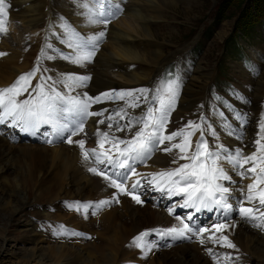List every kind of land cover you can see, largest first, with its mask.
I'll use <instances>...</instances> for the list:
<instances>
[{"label": "snow or ice", "instance_id": "6c2138e0", "mask_svg": "<svg viewBox=\"0 0 264 264\" xmlns=\"http://www.w3.org/2000/svg\"><path fill=\"white\" fill-rule=\"evenodd\" d=\"M95 2L101 6V10L90 16L89 22L104 25V28L89 36H82L79 32L69 33L67 47L74 49L77 54L73 55L71 51H61L59 55L64 61L77 66L93 62L99 50V43L106 37L107 25L123 11L111 0H107L106 11L104 10L106 0H95ZM9 7L7 0H0V26L7 23ZM0 31H6V28L0 27ZM0 55H5V53H0ZM56 58L55 55L47 57L48 60ZM39 71L38 65L31 71L19 75L11 86L0 88V126L16 129L32 136H43L45 142L49 144L62 141L69 145H78L84 160L94 158L96 165L102 166L90 167L88 171L102 177L108 187L116 190L111 200L100 199L86 203L64 202L68 208L75 205L76 211L83 207L87 212L91 208H102L113 202L118 203V197L121 194L131 196V199L140 205L146 202L143 197L147 191L159 192L162 197L168 199L183 197L181 203L174 202L173 205L167 207L169 214L174 215L181 226L174 225L144 231L134 238L136 247L143 250L145 258L153 248L158 247L151 240L145 242V237L152 233H157L161 239H191L193 236L209 232L210 229H215L216 233H223L230 227L226 221L233 212L253 223L258 219H264V213H261L259 217L254 215V212L259 209L245 207L242 199L232 197L230 188L223 182L234 184L236 181L218 163L222 159L230 162L241 179L254 176V182L247 185L246 199L249 202L258 200V204L264 207V188L259 187V185H264V115L257 121L258 127L251 145L253 150L246 154L245 149L248 146L243 144L232 148L219 143L210 146L203 126L207 122L205 116L199 117L200 123L188 121L186 127L167 132L170 115L175 110L183 87L182 77L179 74H176L174 78L169 77L165 83L154 90L147 87L120 89L105 91L93 96L87 91L65 95L57 91L55 86L47 84V81L52 79L51 76L41 75L39 81L33 86L32 79ZM64 75L71 81L65 85L69 92L86 87L91 80L88 74ZM153 91L154 95H150ZM25 94L27 98L19 99ZM234 98L243 100L236 94ZM105 101H125L127 108H143L144 110L140 115L129 114L125 107H120L115 111H110L108 108L98 111L90 110L94 104ZM106 112L109 115L105 118ZM90 117H101L96 121L95 135L98 137L97 144L102 151H97L96 148L85 150V139H73L85 132V124ZM117 117L120 119L117 120ZM223 117L224 113L221 112V118ZM234 119L239 124L240 131L230 126L227 134L243 141L244 137L241 133L248 123L247 113L237 112L234 114ZM106 120L109 130L115 125V132L130 133V138H120L115 133L110 135L109 131L101 132L100 125L105 124ZM121 120L125 122L121 123ZM197 132L200 136L193 144L192 137ZM208 132L214 139H219L211 125H209ZM173 141L178 142L173 143ZM106 142L111 144V148H105ZM174 149L179 150V159L188 162L180 164L175 169L158 173L141 174L137 172V165L145 163L154 152L163 150L166 153H172ZM177 162L173 160V163ZM133 176H139L140 179H136L129 188L127 184ZM241 192L243 193V189ZM230 200H234L235 205L230 203ZM177 208L185 210L183 215L176 213ZM188 209L192 211H187ZM202 211L213 213L214 219L209 224L201 225L194 218ZM256 226L264 225L257 223ZM60 227L63 228V225ZM60 234L81 235L74 231ZM200 242L204 243L203 240ZM213 242L228 249L237 248L228 235H221L218 239H213ZM207 251L212 254L211 248Z\"/></svg>", "mask_w": 264, "mask_h": 264}, {"label": "rangeland", "instance_id": "374dc122", "mask_svg": "<svg viewBox=\"0 0 264 264\" xmlns=\"http://www.w3.org/2000/svg\"><path fill=\"white\" fill-rule=\"evenodd\" d=\"M41 1L43 2L44 0ZM167 1L172 2L174 5L158 4L156 0L154 2H149L151 4L147 3L145 0H141V2L136 0L135 2H139L138 6H141L140 8L145 10H143L142 14H148V16L155 18L160 17L158 20H150L148 22L150 23L148 28L156 37L152 42L157 44L161 42L159 44L162 47L161 51L164 56L168 58V62L162 67L157 76V69L154 65L151 68L142 67L138 70L140 73L148 72L149 70L150 72L148 75L150 78L156 76L153 82L149 83V80L141 79L140 83H129V85L125 84V86L128 87L118 88L136 89L147 87L154 90L165 83L169 77L174 78L176 74H179L182 77L183 87L180 91L175 110L170 115V122L167 125V130L170 132L186 127L188 121H194L195 115L202 107L201 97L205 95L203 92L207 89L209 91L210 84L215 82L211 89L209 101L206 105L207 122L205 123V136L208 139L210 146L218 143L220 144L218 139H214L209 134L208 128L209 125L213 127L216 126L215 124L220 123L225 126L231 125L230 121L232 120V117H230V111L235 109L232 111L235 113L236 111H239V109L242 110L241 105H247L248 100H251L256 104L260 117L264 115V6L254 13L251 12V15L247 14L246 17L250 16V18L247 21L248 23H246V20L243 21L244 19L238 21L239 16L245 10L249 11L255 4L256 0ZM128 2L129 0H118L120 6L124 3L127 5ZM65 3L66 2L63 3V0L48 1L49 7L52 9L51 12H54L52 18H62L65 12L69 11L68 9L66 11L61 10L60 7H63ZM88 3L89 4L85 3L84 6L97 10L98 12L100 11L95 1H90ZM70 9L73 10L72 8ZM46 12L47 7L44 8V14H46ZM75 16L76 14L74 12L73 19L79 18ZM52 18H50V21ZM21 19L22 17L19 16V18L14 19L9 23V26H11L13 30L11 31V34L8 32V27H6L7 29L4 31V34L0 35V40L6 36L5 40H2V42L8 46L9 50L13 51V53L1 51V53H5V55H0V62L3 61L5 64L2 68H15V73L11 75L16 78L24 71L29 72L39 65L40 71L37 72L36 76L32 79V85L34 86V82L39 81L40 75L51 76L52 79L47 81V84L53 85L57 90H60L57 84L60 81H64L52 72V69L47 63L49 60L44 58V56L42 60L34 58V52L37 45H31L34 43L38 44L40 34L43 31L44 15L40 18L41 24H39L33 32L28 28L26 23L21 21ZM137 23L139 24L141 22ZM69 26H71V28L76 26L80 31V28L84 25L81 23L73 24L72 22H69ZM13 32L20 35V38L22 39V48L18 49L11 44ZM2 33L3 31H1V34ZM53 39V37L47 36L45 50H49L51 47L54 48V43L51 42ZM143 49H145V47H143L142 50ZM152 50L153 49L150 47L146 48V51L149 54L153 53ZM21 53L23 56L21 60L18 61V57ZM148 59L152 62L155 57L152 55L149 56ZM23 60V63L28 64L27 66L20 65ZM154 62H157V60ZM252 65H254V67H251ZM199 66L204 69L206 68V75L202 79L204 81L201 80L205 87L196 96L191 97L188 102H186L183 100V94L184 92H187V86L189 82L192 81V77ZM21 69L22 71H20ZM45 69H47V71H45ZM150 73L153 74L151 75ZM153 83L155 84L153 85ZM150 93L154 95V91ZM234 94L242 97L243 100L234 98ZM180 109H182V111ZM253 109L254 107L250 110L247 109L248 120H251V116L255 113ZM178 112H182L184 115H179L177 114ZM221 112L224 113L223 118H221ZM217 119L219 121H217ZM225 121H227V123H225ZM233 123H236V120H233ZM28 137L37 139V142L39 143L35 141L33 142L34 144H28V142L25 143L19 141L17 144L10 145L9 143L6 144V146L2 145L1 149L3 155L0 156V264H80V260L82 261L90 256L97 257L98 253L94 252V245L97 243L91 241L89 238L87 239V243L83 246H77L76 244H71V246L66 243L64 245L60 243H52L51 236L53 235V230L58 222L52 221L54 219L48 220L47 216L43 215L41 211L46 209V212L49 211L51 213V217L58 215L57 212L52 211L51 204H53L52 200H54L55 196L60 193L61 190L58 187H51L50 180L53 181L54 177L52 178V176H54L55 173L51 174L50 160L44 161L43 158L37 156L36 152L31 154V150L46 148L49 143L47 145L45 144L43 136L31 135ZM193 139L194 137H192V141ZM36 143L38 145H35ZM11 147H15L16 150L11 152L9 149ZM24 149L30 152L26 154L23 152ZM173 160H177L178 162L173 163ZM186 162L188 161L179 159V150L174 149L168 158V165L158 163L149 165L150 171H153L163 168L166 165V169H175L180 164ZM219 162H222V160ZM226 165L227 164H225L223 168L232 176V179L236 181V183L233 184L236 188L239 187V184H237L238 181L247 180L251 177L247 176L246 178L241 179L239 176H233L231 173L236 170L230 165H228V167ZM140 167L143 169V164H141ZM71 188L73 187H65L57 200L61 201L64 199V193L71 191ZM243 188L244 186H242V189ZM124 197L127 196H122L121 194L119 195L118 200ZM144 197L146 198V194ZM152 203L153 201L151 200V202L147 201V205H138L136 203L135 205L136 207L142 205V208L145 207L146 209L157 211V216L159 217L157 224L167 223L170 219L176 221L175 217L167 216L161 208H154ZM23 204L28 208L21 210L22 208L20 207H22ZM118 205H120L119 202L114 207L117 209H112L113 206L111 204V209L112 211L117 210L116 213L121 220L126 221L132 216V213L127 214V212H124ZM76 213L77 212H75V214ZM104 213H106V211L100 210L98 214L103 215ZM59 218H61V216L57 217V219ZM37 223L41 225L43 231L40 232L37 230ZM65 223L61 224L63 225V228L60 227L57 230V234H59L62 229L66 228ZM97 224L98 222H94L93 227L87 226L88 229L84 224H81L80 226L82 229L96 231L98 233V229L96 228ZM106 224L108 227L109 224ZM228 225L230 226L232 223H228ZM99 229L100 234H106L104 237L99 234V241L97 240V242H99L98 244L103 247L101 253L103 256L111 257L114 247H120L119 245H116L119 243L118 241L116 244L114 243L115 240H117L115 231H105L102 226H100ZM46 231L49 232V234L46 233ZM258 235L255 236L256 240L253 242V246H256L257 249L264 254V235L259 234V232ZM161 243L163 242L161 241ZM53 245H67L69 248L73 249L75 253H78V255L81 254L82 259L79 257L75 258L73 256H68L60 262L50 253L51 251L49 247ZM199 247L200 246H197L196 244L177 245L170 251H162L161 254L166 253L171 256H173L172 254H190L191 256L196 254L204 260L206 259V255ZM216 249L214 248L212 251H215ZM143 259L144 258L133 257L126 261V264H142ZM252 259V255H247V261H252ZM151 260L143 264H149ZM172 260L175 263V261L179 259L177 256H174Z\"/></svg>", "mask_w": 264, "mask_h": 264}, {"label": "bare ground", "instance_id": "6f19581e", "mask_svg": "<svg viewBox=\"0 0 264 264\" xmlns=\"http://www.w3.org/2000/svg\"><path fill=\"white\" fill-rule=\"evenodd\" d=\"M48 1L49 0H44L43 2L41 0H13V1L7 0L8 4L10 5V7L8 8L9 15H8L7 23L0 27L3 28L8 27V32L11 34V31L13 30L11 26H9V23L12 22L14 19L19 18V16H21L22 17L21 21L23 23H26L28 28L33 32L37 28V26L41 24L40 18L44 15V8L49 7ZM90 1H95V0H63V3L66 2L67 5L65 3L63 7H60L61 10L66 11L68 9L69 11L65 12L64 16L59 19L52 18L54 12L51 15L52 19L50 23H48L47 31H48V36L54 38L51 41L52 43H54V48L51 47L49 50H45L44 58L47 59V57L50 55H55L57 57L56 59L49 60L47 62L49 64V67L52 69V72L55 75H58L62 79V81H64V82L60 81L57 84L60 90L57 89L56 90L63 92L65 95H75L77 92L82 93L83 91H87L91 95L95 96L96 94H100L105 91L123 89L118 87H128L125 86V84L129 85V83H140L141 79L149 80L150 81L149 83L153 82V80H155L154 78L157 76L159 71H161L162 67H164V65L168 62V58L165 57L163 52L161 51L162 47L161 45H159L161 42L158 44L152 42L156 37L148 28V25L150 24L148 22L150 20H158V18L160 19V17L158 18L151 17L148 16L147 13H146L147 15L142 14L144 9H141L140 8L141 6L140 7L138 6L139 5L138 3L141 2V0H139V2H135L136 0H129L127 5L124 3L122 6L118 4V0H111L113 4H118L123 9V11L119 13L114 19H112L111 22L107 25L106 37L99 43V50L96 56L94 57L93 62H86L83 66H77L70 62H66L62 58H60L59 53L61 52V50H63L64 52L71 51L73 55L77 54L74 49H68L67 47V36L69 33L74 34L75 32H79L82 36H89L95 34L99 30L104 28V25L91 24L89 22V17L98 12L97 10H93L91 8H88L87 6H84L85 3L89 4L88 2ZM145 1L149 3V2H154L155 0H145ZM156 1L158 4H163V5L173 4L172 2H168L167 0H156ZM97 5H98L97 7L101 10V6L99 4ZM70 8H72L73 10H71ZM107 8H108V4L106 0L104 4V10L106 11ZM74 12L76 14L75 17H79V18L73 19ZM69 22H72L73 24L81 23L84 26L80 28V31L77 29L76 26H73V28L74 27L76 28V30H74L75 28L73 29L71 28V26H69ZM137 22H141V23L138 24ZM1 35H3V33ZM5 37H3L2 39L3 41L5 40ZM2 40H0V51L13 53V51L9 50L8 46H6L2 42ZM11 42H12L11 44L16 46V48L18 49L22 48V39L20 38V35L18 33L17 34L14 32L12 33ZM31 45L32 46L37 45V43ZM143 47H145V49L142 50ZM147 47L152 48L153 53L149 54L146 51ZM152 55L155 57V59H153V61L151 62L150 59H148V57ZM22 56L23 55L21 53V55H19L18 57L19 60L18 59L17 60L20 61ZM155 60H157V62H154ZM23 62L24 60L20 64L21 66L28 65ZM4 65L5 64L3 63V61L0 62V86H4L5 84H7L14 77L11 74L15 73L16 71L15 68H2L4 67ZM153 65L157 69L155 77L152 78L149 77L148 75L150 72L149 70L148 72H142V73L138 72V70L142 67L151 68ZM205 69L202 68L201 66H199L196 69L195 72L196 75L195 74L193 75L192 81L189 82L187 86V92L186 93L184 92L183 94L184 101L188 102V100L191 97L196 96L202 89H204L205 86L204 84H202V81L204 80L202 79L206 75ZM20 71H22V69ZM64 74H88L91 76V80L88 82L86 87L78 88L75 90V92H69L68 88L65 87V85L71 83V81H69ZM154 84L155 83H153V85ZM150 95H152V93H150ZM120 107H125L126 110L129 112V114L132 115H140L143 113L144 110L143 108H137V109L127 108L125 101H116V102L105 101L104 103L94 104L90 110L98 111L100 109L108 108L110 111H115ZM252 107H254L253 111L255 113L253 116H251V120L250 119H249L250 121L248 120L246 129L241 133L244 137L243 141L238 140L236 136H229L227 134L229 128L225 127V125L221 123L215 124L214 122L216 126H213V128L217 132L219 136L218 140L222 144L228 146L229 148L235 147L238 144L247 145L248 147L245 149L246 154L250 153L253 150L251 146L252 140L254 138V133L256 132L258 127L257 121L260 118V114L258 113L256 108L257 106L254 103V101L248 100L247 105L242 104L241 105L242 110L238 108L239 111H236L235 113L237 112L247 113V109L250 110L252 109ZM180 110L182 111V109ZM232 111H230L231 112L230 117H232L231 122L233 123V120H235L234 119L235 113H233ZM177 114L184 115V113L182 112H178ZM108 115L109 113L106 112L104 114L105 118ZM99 119H101V117L88 118L85 124V132L79 134L76 137H73L74 140L85 139L86 141L85 150L96 148L97 151H102L97 144L98 137L95 135L97 132L96 121ZM116 119L119 120L120 118L117 117ZM217 121L219 120L217 119ZM120 122L124 123L125 121L121 120ZM233 124L235 125L234 126L235 130L240 131V126L237 123V121L236 123ZM100 131L101 132L109 131L110 135L112 133H115V135L119 136L120 138H125V137L130 138L131 136V134L127 132H115V125L111 130H109L107 127V120L105 124L100 125ZM167 132H169V130H167ZM175 142L176 141H173V143ZM6 144L9 143L4 141V139L0 137V156L3 155L1 151L2 145L6 146ZM105 148L106 149L111 148V144L106 142ZM9 149L11 152H13V150H16L15 147H11ZM23 152L27 154L30 151L24 149ZM35 152L37 156L43 158L44 161L50 160L51 174L55 173L54 176H52V178L54 177L53 181L50 180L51 187H58L61 190V192H63L64 188L67 186L73 187L71 188V191H67V192L64 191L65 192L63 196L64 199H62L61 201L57 200L59 199L58 197L61 195V192L55 196L54 200H52L53 202V204H51L52 211L57 212L58 213L57 216L51 217L50 215L51 213L48 210H47L48 212H46L45 211L46 209L41 211L43 215L47 216L48 220L54 219L52 221L58 222V224L53 230V233H57V230L60 228V225L65 222H66L65 223L66 228L62 229L60 233H67L71 231H74L75 233H80L78 229L91 233L90 236L89 235L84 236L82 233H80L81 235H74V234L67 235L60 233L55 235L53 234L51 236L52 243L53 244L60 243L62 245L66 243L67 245L76 244L77 246L78 245L83 246L87 243V239L89 237H91L89 238L91 239V241L97 243L94 245L95 248L94 252H97L98 256L97 257L87 256L88 258H85L82 261L80 260V264H126V261H128L130 258L133 257L144 258L142 260L143 263L145 262L147 263V261H150L152 258L149 264H205V263L226 264V262L229 264H264V254L259 249H257L256 246H253V242L256 240L255 236L258 235V232L256 230L244 226L242 223H238V221L236 220H234V222L233 221L229 222L232 223V225H235V227H231L232 225H230L228 230H226L223 233H216L211 238V241H213V239H218L221 235H228L229 239H231L232 242L237 246L236 249H228L226 247L220 246V244L218 247H210L209 242H204L203 244H201V249L204 248V251L207 254L209 253L207 249H205L207 247H210L212 250H214V248L215 249L217 248L215 250L217 252L216 254H221V252L223 251L225 252L223 255H220L217 259L208 258L206 255V259L202 260L196 254L194 256H191L190 254H172L173 256L168 255L166 253L161 254L162 251H170L175 246L184 245V243L183 244L167 243L166 245H170V246L164 245L163 247H160L161 249L155 247L152 249L151 252H149L148 256L145 258L143 255V250L137 248L134 243V238L138 236V233L144 231H151L152 229L172 227L174 225L181 226L179 221L170 219L168 222L166 221L167 223L157 224V222L159 221V217L157 216L158 214L157 211L152 209H146L145 207L142 208L141 207L142 205L136 207L134 201L131 199V196H127L119 200L120 205L118 206L122 208L124 212H127V214L132 213V216H130L126 221L121 220V218L116 213L117 210L112 211V209H117L114 208L115 205L118 204L117 202H113L112 203L113 208L112 207L107 208L105 210L106 213H104L103 215H100L98 213L84 214L83 207H81L79 211H76L75 205H73L72 208H68L66 203L64 202L81 201L82 203H86L88 202V200H98L102 198L106 200L113 199V195L116 192V190L108 187L107 182H105L102 177L97 176L96 174L90 173L88 171L90 167H102V166H97L96 163L94 162V158L89 160H84L83 154L79 149V146L76 144L69 145L66 142L57 141L54 144H48L46 148H42L40 150H31V154ZM169 157H170V153H166L163 150L156 151L145 163H143V169H141L140 167L141 164L137 165V172L141 174L161 172L162 169H166V166L168 165ZM157 163L167 164V165L164 166L163 168H159L158 170L150 171L149 164H157ZM219 163H222L219 164L221 167H224L225 164H227L226 165L227 167L228 165H230V163L224 159H222V162ZM136 179H140V177L133 176L129 179L128 181L129 188ZM254 179L255 177L251 176L247 180L238 181L237 184H239V187L237 188L242 189V186H244L243 190L247 189L248 180H251L253 183ZM259 187H264V185H259ZM154 193L159 194L161 204L170 202L172 200L166 197H162L159 192L147 191L146 198L143 197V199L146 201L145 203H143V205H147V201L151 199V195ZM153 207L160 208L155 206ZM20 208H22L21 210H23L25 208L27 209L28 207H25V204H23L22 207ZM75 212L77 213L75 214ZM204 213L205 211L196 214L195 218L198 217L197 218L198 220L203 219ZM58 216H61V218L57 219ZM169 217H175V216L170 214ZM94 222H98L96 226V228L98 229L97 230L98 233L96 231L82 229L80 226L81 224H84L88 229L87 226L93 227ZM106 223L109 224L108 227ZM100 226H102L103 230L105 231L106 230L115 231L117 240H115L114 243L116 244L117 241L119 242L116 245H119L120 247H114V250H112L111 257L102 255L101 251L103 247L100 244H98L99 242H97L98 238H100L99 236ZM152 234L155 235V237H157L158 235L157 233H152ZM100 235L104 237L106 234L101 233ZM70 236H75L77 240L71 242ZM147 240L149 241V239L145 237V242H147ZM161 241L163 242V239H159V243H161ZM67 245L50 246L49 249L51 251L50 252L51 255L60 262L64 258H67L68 256H73L75 258L79 257L82 259L81 254L78 255V253H75L74 250L69 248ZM249 254L253 256L252 261H247V255ZM174 256L178 257L179 260L177 261L179 262L177 261H175V263L173 262L172 259Z\"/></svg>", "mask_w": 264, "mask_h": 264}, {"label": "trees", "instance_id": "16d2710c", "mask_svg": "<svg viewBox=\"0 0 264 264\" xmlns=\"http://www.w3.org/2000/svg\"><path fill=\"white\" fill-rule=\"evenodd\" d=\"M262 6H264V0H256L255 4L253 5V7L249 11L245 10L244 12L241 13L238 21H240L241 19H244L243 21L246 20V23H248L247 21L249 20L250 16L246 17V15L247 14L251 15V12L254 13V12L258 11L259 9H261Z\"/></svg>", "mask_w": 264, "mask_h": 264}]
</instances>
